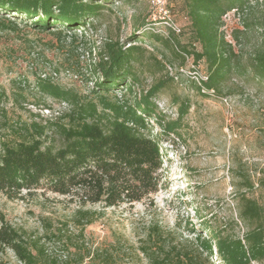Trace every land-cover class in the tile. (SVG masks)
Here are the masks:
<instances>
[{
	"label": "rangeland",
	"instance_id": "1",
	"mask_svg": "<svg viewBox=\"0 0 264 264\" xmlns=\"http://www.w3.org/2000/svg\"><path fill=\"white\" fill-rule=\"evenodd\" d=\"M176 11L177 22L184 26V14ZM148 16L147 0H130L105 7L84 31L58 35L59 29L35 31L25 21L0 14V22H18L15 32L0 29V86L6 93L0 104V140H11L24 125L59 121L69 112V104L36 90L40 75L83 101L97 103L99 96L110 103L131 101L133 94L125 89L93 93L96 75L91 70L103 58L106 42L123 44L133 34L139 36ZM263 19L264 0H249L242 11L222 20L235 66L214 93H203L197 82L206 76L205 64L190 56L182 59L176 51L191 43L187 33L173 42L140 35L133 92L163 82L159 112L172 119L180 103L189 105L179 136L161 140L159 190L149 199L114 208L82 207L74 199L42 190L14 200L0 193V212L23 235L39 264H61L78 248L116 251V264H152V256L193 253L196 236L208 235L204 222L243 235L247 226L238 216L241 194L254 198L264 210V80L250 64L264 47ZM158 132L154 124L152 134ZM247 178L254 185L250 190L244 185ZM78 212L87 215L80 218ZM231 220L237 227L229 226ZM88 262L86 258L82 264ZM0 263L22 264L9 250L0 254Z\"/></svg>",
	"mask_w": 264,
	"mask_h": 264
},
{
	"label": "trees",
	"instance_id": "2",
	"mask_svg": "<svg viewBox=\"0 0 264 264\" xmlns=\"http://www.w3.org/2000/svg\"><path fill=\"white\" fill-rule=\"evenodd\" d=\"M128 1L0 0V14L25 21L28 24L24 25L35 31L59 29L57 33L61 35L84 31L101 16L105 7ZM248 1L171 0L173 14L177 15L178 9L185 18L181 34L172 36V40L186 33L191 38L188 47L176 51L182 59L185 54L195 63L205 64L207 80L202 85L208 91L218 90L235 66V56L220 31L222 17L234 9L242 11ZM17 23L0 22V29L15 32ZM140 35L160 38L144 30L139 36L126 38L123 44L106 42L103 58L91 70L96 75L93 93L125 89L133 94L131 101L110 103L102 96L97 103L83 101L49 78L38 76L36 90L45 97L69 104L70 110L58 118L60 122H33L15 130L11 140H0V193L14 200L22 199L23 193L31 195L42 190L74 199L82 207L98 204L114 208L141 202L158 192V173L163 165L161 140L164 136H179L189 105L180 103L172 119L159 112L157 97L163 82L139 94L133 92L138 82L133 64L139 61L142 52L136 45ZM250 64L256 77L264 80V47L256 52ZM5 98L0 86V104ZM154 124L160 128L155 135ZM244 185L249 190L254 186L248 178ZM240 197L238 216L247 226L241 237L228 232L226 226L214 228L204 222L203 229L208 235L196 236L193 253L168 252L160 259L152 256V264H204V261L210 264L214 260L220 264H264V210L254 198L245 194ZM78 213L80 218L87 215ZM229 226L235 228L237 222L231 220ZM6 250L22 264H39L38 256L32 253L23 235L0 212V254ZM115 253L78 248L71 259L61 264H82L86 258L88 264H116L119 253ZM50 263L59 264L55 260Z\"/></svg>",
	"mask_w": 264,
	"mask_h": 264
},
{
	"label": "built area",
	"instance_id": "3",
	"mask_svg": "<svg viewBox=\"0 0 264 264\" xmlns=\"http://www.w3.org/2000/svg\"><path fill=\"white\" fill-rule=\"evenodd\" d=\"M147 3L149 6V22L146 24V27H144V29L164 40L173 42L172 36H179L181 34L182 27L177 22L175 15L171 10V0H147ZM236 12H238V10L235 9L227 12L222 17V20L228 13ZM184 58L188 59V56L184 54ZM199 79L200 80L197 79V82L203 93L215 92L214 90L208 91L203 87L202 82L207 80L206 76L200 77Z\"/></svg>",
	"mask_w": 264,
	"mask_h": 264
}]
</instances>
